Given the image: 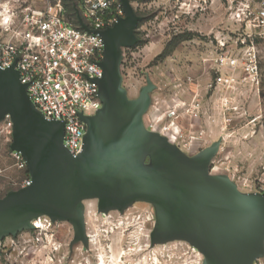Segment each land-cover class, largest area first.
I'll list each match as a JSON object with an SVG mask.
<instances>
[{
	"label": "water",
	"instance_id": "95a60500",
	"mask_svg": "<svg viewBox=\"0 0 264 264\" xmlns=\"http://www.w3.org/2000/svg\"><path fill=\"white\" fill-rule=\"evenodd\" d=\"M119 1L123 16L98 31L104 45L101 107L81 115L87 129L77 157L62 145L63 123L46 121L34 108L18 72L0 70V121L10 115L9 149L22 155L30 177L28 186L0 197V241L32 229L31 220L45 215L70 223L71 245L82 242L86 249L84 200L97 199L102 212L145 201L156 212L152 245L183 239L202 253L203 264H253L264 254V195L240 193L227 176L208 174L218 141L188 156L144 127L155 86L147 80L132 99L122 86V49L139 42L141 18L132 0ZM148 156L151 165L144 166Z\"/></svg>",
	"mask_w": 264,
	"mask_h": 264
},
{
	"label": "rangeland",
	"instance_id": "374dc122",
	"mask_svg": "<svg viewBox=\"0 0 264 264\" xmlns=\"http://www.w3.org/2000/svg\"><path fill=\"white\" fill-rule=\"evenodd\" d=\"M182 1H131L141 18L139 42L124 50L122 86L132 99L147 80L154 84L144 122L163 113L173 99L183 108L198 103V120L190 124L186 120L196 139L181 150L191 156L218 141L208 174L227 176L240 193H260L264 191V41L258 43V83L238 81L233 90L209 89L214 75L203 58L212 32L227 26L228 0ZM10 142L11 127L0 121V197L16 189L25 176L11 156ZM143 165H151L150 156ZM83 203L86 249L82 242L71 245L70 223L44 221V215L40 230H23L0 241V264H203L202 253L183 239L150 243L156 221L152 203L136 201L123 212L99 211L95 198ZM253 264H264V254Z\"/></svg>",
	"mask_w": 264,
	"mask_h": 264
},
{
	"label": "built area",
	"instance_id": "2783aa9c",
	"mask_svg": "<svg viewBox=\"0 0 264 264\" xmlns=\"http://www.w3.org/2000/svg\"><path fill=\"white\" fill-rule=\"evenodd\" d=\"M81 2L78 24L74 26L67 20L62 0H0V70L14 68L42 117L63 123L62 145L72 157H77L83 149L87 125L81 115H94L101 107L97 79L102 76L98 63L104 45L98 31L123 16L119 0ZM227 19V26L212 32L210 49L203 58L214 75L208 88L218 92L226 87L235 89L233 84L238 81L258 83V43L264 41V0H228ZM125 49L128 48L122 49L120 71ZM121 76L123 82L122 72ZM198 107L194 103L183 108L173 99L163 113H155L143 121L144 127L180 149L186 148L196 139L193 131L187 129L186 120L189 124L198 120ZM1 121L12 126L9 114ZM186 130L191 133L186 134ZM11 156L19 169L26 168L19 152L11 151ZM29 184L28 175L17 188ZM260 194L264 195V191ZM41 217L36 218L40 225L31 220L33 229L43 227ZM43 220L51 222L47 217Z\"/></svg>",
	"mask_w": 264,
	"mask_h": 264
},
{
	"label": "trees",
	"instance_id": "16d2710c",
	"mask_svg": "<svg viewBox=\"0 0 264 264\" xmlns=\"http://www.w3.org/2000/svg\"><path fill=\"white\" fill-rule=\"evenodd\" d=\"M62 3H63L65 10H66L67 20L72 25L77 26L78 19H79L78 17H79V14L81 13V5H82L81 0H62ZM136 45L137 44H135L134 46H136ZM134 46H132V47H134ZM24 171H25L24 177H27L28 176L27 169L25 168Z\"/></svg>",
	"mask_w": 264,
	"mask_h": 264
},
{
	"label": "bare ground",
	"instance_id": "6f19581e",
	"mask_svg": "<svg viewBox=\"0 0 264 264\" xmlns=\"http://www.w3.org/2000/svg\"><path fill=\"white\" fill-rule=\"evenodd\" d=\"M38 218V217H37ZM100 260L102 261V259L100 258Z\"/></svg>",
	"mask_w": 264,
	"mask_h": 264
}]
</instances>
